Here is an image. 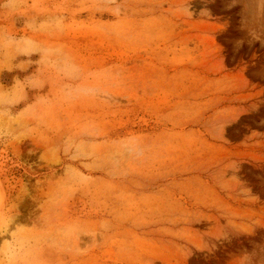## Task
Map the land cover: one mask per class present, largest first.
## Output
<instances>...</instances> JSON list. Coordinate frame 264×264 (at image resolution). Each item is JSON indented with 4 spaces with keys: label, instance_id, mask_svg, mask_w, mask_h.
<instances>
[{
    "label": "rangeland",
    "instance_id": "obj_1",
    "mask_svg": "<svg viewBox=\"0 0 264 264\" xmlns=\"http://www.w3.org/2000/svg\"><path fill=\"white\" fill-rule=\"evenodd\" d=\"M0 196V264H264V0H0Z\"/></svg>",
    "mask_w": 264,
    "mask_h": 264
},
{
    "label": "bare ground",
    "instance_id": "obj_2",
    "mask_svg": "<svg viewBox=\"0 0 264 264\" xmlns=\"http://www.w3.org/2000/svg\"><path fill=\"white\" fill-rule=\"evenodd\" d=\"M2 193H3V192H2ZM0 197H1V196H0ZM1 198H2V197H1ZM10 216H11V215H10ZM12 216H13V215H12ZM18 219H19V218H18ZM14 222H15V221H14ZM3 225H4V224H3ZM3 225H2V226H3ZM11 229H12V228H11ZM1 230H2V229H1ZM1 230H0V231H1ZM7 230H8V229H7ZM1 233H2V231L0 232V234H1ZM3 233H4V231H3ZM5 234H6V232H5ZM5 234H4V235H5ZM0 236H1V235H0ZM2 236H3V234H2ZM2 236H1V237H2ZM1 244H2V243H1ZM5 256H6V255H5ZM7 263H9V262H7Z\"/></svg>",
    "mask_w": 264,
    "mask_h": 264
}]
</instances>
